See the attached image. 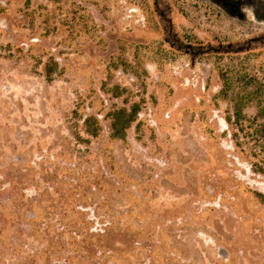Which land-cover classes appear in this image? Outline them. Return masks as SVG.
Listing matches in <instances>:
<instances>
[{
    "label": "rangeland",
    "instance_id": "rangeland-1",
    "mask_svg": "<svg viewBox=\"0 0 264 264\" xmlns=\"http://www.w3.org/2000/svg\"><path fill=\"white\" fill-rule=\"evenodd\" d=\"M231 1L237 15L211 0H0V170L34 177L40 227L65 232L29 243L45 258L32 264H264L262 155L246 131L234 146L231 105L213 101L220 73L264 84V0ZM50 57L62 75L47 79ZM117 58L138 78L109 70ZM141 98L125 140L110 139L104 115ZM75 230L87 234L68 243Z\"/></svg>",
    "mask_w": 264,
    "mask_h": 264
},
{
    "label": "trees",
    "instance_id": "trees-1",
    "mask_svg": "<svg viewBox=\"0 0 264 264\" xmlns=\"http://www.w3.org/2000/svg\"><path fill=\"white\" fill-rule=\"evenodd\" d=\"M49 61L51 65L46 64L45 77L50 79L53 75H62V68H59L57 62L52 57L49 58ZM108 69H121L124 74H131L134 78H138L137 72L131 66L119 62L118 58L110 62ZM220 78L221 88L213 97V101L220 99L231 105L232 112L224 117V121L228 126L234 128L231 135L234 146H240L239 134L246 131L243 136L258 145L259 152L262 155L261 163L264 165V123L258 124L257 116L250 118L245 113L247 108L254 104L257 114H262V117H264V84L257 82L246 71L220 73ZM101 90L104 94H111L113 98H119L125 92L117 85L106 88V84L102 85ZM143 105L144 99L141 98L139 102L131 104L128 110L126 108H114L104 115V118L108 119L110 123V139L125 140L126 131L137 120V115ZM83 125L90 138L96 139L99 137L102 129L96 117L87 116L83 120ZM84 143L88 144L89 141L86 140ZM252 169L256 173L264 175L262 167L252 164ZM3 171L0 170V207H6L8 216H4L0 212V264H32L39 258L44 261V255L40 256L39 253L37 254V252L31 250L30 244L34 246V244L53 243L57 236H61L65 232L56 233L49 227L43 229L40 227V225H47V217L46 215L37 216L32 211L34 199L28 198L24 194V190L31 187V183L35 184L33 187L37 185L34 177L31 179L26 178L28 176L22 174L20 168L14 169L13 173L9 169L6 170V173ZM29 171L32 173L34 169L30 167ZM1 172L4 174L1 175ZM2 179L7 181L8 188L3 187ZM34 190L36 191V189ZM252 193L259 202L264 203L263 194L259 192ZM36 195L38 198H42L46 195V190L37 192ZM43 219L45 222H42ZM85 234H87L86 231L68 232V243L75 242L77 236L82 237ZM29 247L28 250L31 251L28 253L25 249Z\"/></svg>",
    "mask_w": 264,
    "mask_h": 264
},
{
    "label": "flooded vegetation",
    "instance_id": "flooded-vegetation-1",
    "mask_svg": "<svg viewBox=\"0 0 264 264\" xmlns=\"http://www.w3.org/2000/svg\"><path fill=\"white\" fill-rule=\"evenodd\" d=\"M214 3L218 4L225 12H228L231 15L238 14V8L240 7L239 2H232L231 0H211ZM190 50L193 52L192 48ZM218 50V49H217ZM219 50L230 52L232 51L231 47L228 46L227 49L219 48ZM200 51V50H198Z\"/></svg>",
    "mask_w": 264,
    "mask_h": 264
},
{
    "label": "water",
    "instance_id": "water-1",
    "mask_svg": "<svg viewBox=\"0 0 264 264\" xmlns=\"http://www.w3.org/2000/svg\"><path fill=\"white\" fill-rule=\"evenodd\" d=\"M155 7H156V12L158 13V14H160V16L164 19V20H167L165 17H164V14L163 13H160L159 11H158V9H157V4H156V2H155ZM167 22L168 23H170V21L169 20H167ZM172 40H173V43L176 45V47L178 48V49H183L185 52H190L191 54L193 53L191 50H190V48H191V46L190 45H182V44H180L175 38H173L172 37ZM200 52V51H199Z\"/></svg>",
    "mask_w": 264,
    "mask_h": 264
}]
</instances>
